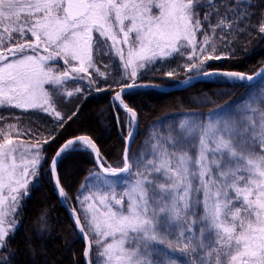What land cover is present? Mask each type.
I'll list each match as a JSON object with an SVG mask.
<instances>
[{"label": "snow or ice", "instance_id": "1", "mask_svg": "<svg viewBox=\"0 0 264 264\" xmlns=\"http://www.w3.org/2000/svg\"><path fill=\"white\" fill-rule=\"evenodd\" d=\"M262 6L264 0H0V106L40 108L54 113L63 128L58 104L64 95L82 92L79 87L68 90L67 81L88 77L89 86L95 85L89 72L94 55H109L113 49L125 72L131 68L133 79L137 69L179 53L189 61L185 71L250 82L254 77L242 72L204 67L228 58L216 54L217 32L227 47L232 41L225 33L246 31L254 10ZM259 32L264 34V15ZM198 33H203L202 40H197ZM58 59L68 68L58 71L48 65ZM97 74L105 75L98 69ZM256 75L264 77V69ZM164 76L172 78L175 72ZM260 93L242 108L219 105L207 120L186 118L178 126L169 125L166 134H158L154 126L136 152L131 148L135 134L128 131L123 167H105L87 135L67 139L49 161L44 145L56 141L52 132L43 141L29 142L20 137L39 133L0 125V264H22V256L23 264H36L32 236H25L23 249L14 243L23 227L26 200L49 176L66 202L60 163L89 150L104 175H96V191L77 197L80 208L70 210L87 241L83 255L88 264H264V88ZM114 98L129 114V126L135 125L137 112L120 92ZM199 102L210 100L201 96ZM117 123H122L119 117ZM121 184L124 190L118 194ZM50 234L49 213L43 210L33 235L43 240Z\"/></svg>", "mask_w": 264, "mask_h": 264}, {"label": "trees", "instance_id": "2", "mask_svg": "<svg viewBox=\"0 0 264 264\" xmlns=\"http://www.w3.org/2000/svg\"><path fill=\"white\" fill-rule=\"evenodd\" d=\"M203 11H207V9ZM254 11L255 15L251 17L246 31H236L233 34L225 33L227 40L232 41L227 47H225L226 41L221 43L219 39L220 32H217L215 39L220 43L217 45L216 54L217 52H223L224 55L222 56L228 58L208 61L204 69H227L252 73L264 63V34L259 32L261 18L264 15V6ZM212 22H216L215 17H213ZM241 27H245V24H241ZM201 35L203 33L197 34V40ZM172 60L169 59L161 65L145 71L138 77V80L171 84L181 81L192 72L185 71V67ZM165 70L174 71L175 76L172 78L164 76ZM117 78L118 74L116 73L111 78L114 80L108 77L109 80L106 82V86L97 93L92 92V86H90L87 95L71 99V105L68 104L69 100L62 99L59 108L65 118L63 128L60 127V121L55 125L53 122H45V115H42L39 111L14 109L10 106H0V116L6 118L5 121H0V125L12 121L13 114H17L19 118L16 122L21 126L20 128H28L33 133H39L38 136L22 135L23 139L43 141L48 138V133L52 132V135L57 136L56 141L44 145L45 155L49 161L56 148L66 138L77 134L87 135L97 144L104 165L116 167L122 162L123 134L126 132L123 118L124 111L110 101L111 94L120 85H112L113 81H117ZM95 87H97V84H95ZM249 88L250 84L245 81L230 82L214 78L198 80L187 87L169 91L156 89L129 90L122 95V99L137 112V131L132 145L138 142L140 144V141L148 132L149 125L156 120L182 112H207L219 105L240 100ZM201 96L208 97L210 102L200 103L199 97ZM111 105H113L114 110ZM114 112L122 123H118V125L115 123ZM73 113H76V115L68 120L67 117ZM118 127L121 133L118 132ZM29 137H32V139H29ZM43 168L47 171L48 165L44 164ZM92 170L97 169L89 151H80L62 159L59 166L60 176L73 208H77L75 204L76 192ZM40 183L42 186L26 200L23 227L17 233L14 243H18L20 248L23 249L25 236H32L37 252L36 264H45V262L47 264H84V242L77 233L69 214L60 204L53 191L54 188L49 176H45ZM43 210L49 213L51 234L41 240L35 237L33 232L38 216ZM95 257L96 252L93 251L91 258L94 261H96ZM20 259L23 264L24 257L22 256Z\"/></svg>", "mask_w": 264, "mask_h": 264}, {"label": "rangeland", "instance_id": "3", "mask_svg": "<svg viewBox=\"0 0 264 264\" xmlns=\"http://www.w3.org/2000/svg\"><path fill=\"white\" fill-rule=\"evenodd\" d=\"M0 27H2V25H0ZM220 34L221 33H219V35ZM96 35H98V34H96ZM202 39H203V35L200 36L199 40H202ZM15 42H16V40L14 39L12 41V43H15ZM108 43H109V45H111V41H109ZM214 43H216V46H217L220 42H218L216 39H214ZM124 51H125V56H126V54H127V48L126 47L124 48ZM187 51H191V49H188ZM208 51L211 52V47L208 48ZM39 52H40L41 55L45 54L42 48L39 50ZM28 54H32L31 50L28 51ZM217 54L218 55H224L223 52H217ZM169 59H173L176 63H178L179 65H182L183 67H186V65L189 63V61H187L186 57H182L179 53H174L173 56L164 58L163 60H161L160 58H157V62L154 65H152L151 67H149V68L137 69V76L134 79H138V77L141 74H143L145 71L151 70L152 68H155L158 65H161L162 63L168 61ZM48 65L53 67L54 69H57L58 71H64L65 69L68 68V65H65V63H64V61L62 59H58V60H55V61H48ZM97 69L99 70V72L105 73V75L104 76L98 75L97 74ZM204 70H207V69H204ZM168 71L169 70H165V72H168ZM89 72L92 74L93 77H95L97 87H99L100 89L104 88L106 86V82L109 80L108 77H110V79H111L113 77L114 73L118 74V78H117V81H115V82L113 81V84H112L113 86H117V85L120 84L118 86V87H120L122 84L124 85V84L134 80L133 78H131V68H129L127 70V72H125L123 62L121 61L120 57L116 54L115 49H113L109 55H99V56L94 55V67L90 68ZM192 73H196V70H193L189 74H192ZM79 75L80 76H85L84 73H81ZM214 78H220V80L224 79V80H228L230 82H235V80H230V79H228L226 77H219V76L209 77V79H214ZM111 80H114V79H111ZM248 84H250V88L247 91V93L240 100L234 101V102H230V103H226V104H223V105H228L230 108H236V107H241L242 108L245 105V103L249 100V98L255 99L258 95L261 94L260 93V89L264 88V77H260L257 81L252 82V83H248ZM45 87L47 88L49 86L45 85ZM77 87L82 89L81 93H79L77 95H74L71 98H69L66 95H64L63 98H62L64 100H69L68 101L69 105L72 104L71 99H74V98H76L78 96L84 97V96L87 95V93L89 91L88 89L90 88V86H89V78L85 77L84 79H75V80L70 79V80L67 81L68 90H73V89H75ZM97 87H95V85L92 86V90H93L92 92H96L97 93L98 92L96 90ZM3 106L9 107L8 105H3ZM10 107H12V106H10ZM59 107H60V103L58 104L57 110H59L61 112L62 116H63V113H62V111L60 110ZM14 109H20V108H15L14 107ZM214 109H216V108H214ZM20 110H36V111L41 112L42 115H45V117H46V121L45 122H47V121L50 122V123L53 122L54 125L59 122V120H57V118L55 117L54 113H48V112L42 111L40 108H34V109L33 108H29V109H20ZM211 110H213V109H211ZM211 110H209L207 112H204V113H194V112H184L183 113L182 112L180 114H176V115H172V116H168V117L156 120L151 125H149L148 132L146 133V136L143 138V140L140 141V144L138 142L135 145H131L132 146L131 148H132V150L134 152L142 149L145 146V141L148 140L149 137L152 135L154 126H155V130H156V132L158 134H160V133L166 134V131H167V128H168L169 125L178 126L180 121L183 120V119L187 118V119H197V120H199V119L203 118V119L207 120L208 119L207 114ZM193 113L196 114V115L192 116L191 114H193ZM71 115H69V116H71ZM18 118H19V116L17 114H13V120L12 121H8V122L2 123V124H6V123L7 124H16L18 129L22 133L29 132L28 128L27 129L20 128L21 126H19L18 123L16 122ZM123 118H124V126H125V131H126L123 134V137H125L127 135L128 131H130V128H131L129 126V123H128V121L130 119L129 114L127 112H124ZM116 119L117 118H115V121H116ZM157 122H162V123L158 124ZM117 125H118V123H117ZM118 130H119L118 132L121 133L119 127H118ZM11 136L13 137V139H15V137H16L15 132L11 133ZM30 138L32 139V137H29V139ZM20 139L24 140V141H27V140L23 139L22 136L20 137ZM31 141H29V142H31ZM121 164H122V162H120L117 166H120ZM97 174H100L101 176H103V174H101L98 170H92L90 172L89 176L87 177V179L84 180L81 183V185L79 186V188H78V190L76 192V195H75V204L77 205V209L80 208V204L77 202V197H82L83 195H88L90 191H92V192L96 191V188L93 187V185H97V180L95 179ZM133 178L134 177H130L129 179H133ZM109 179H115V178L109 177ZM82 185H86V187L82 188L81 187ZM123 190H124L123 184H121V185L116 187V191H117L118 194L123 192ZM81 218H82V221H83V219H84L83 215H81ZM96 258H97V252H96L95 260H96Z\"/></svg>", "mask_w": 264, "mask_h": 264}, {"label": "water", "instance_id": "4", "mask_svg": "<svg viewBox=\"0 0 264 264\" xmlns=\"http://www.w3.org/2000/svg\"><path fill=\"white\" fill-rule=\"evenodd\" d=\"M261 69H264V63L255 71V72H252V73H245V72H242V73H245L246 75H251V76H253L254 77V79L252 80V81H247V80H245V82H247V83H252V82H255V81H257L261 76H257L256 74L257 73H259L260 71H261ZM204 71H209V72H212V71H215V72H224V71H234V70H227V69H207V70H204ZM237 72H239V71H237ZM213 76H219V77H224V76H222V75H213ZM189 77H193V79H191L190 81H189V83L188 84H185V83H183V81H185V80H188V78ZM209 77H212V76H208V77H205L203 74H200V75H197V72L196 73H192V74H189V75H187L184 79H182L181 81H179V82H176V83H171V84H163V83H156V82H144V81H139L138 79H134V80H132L131 82H128V83H126V84H124V85H127V84H135L136 86L135 87H132V88H123V86L124 85H122V86H120V87H118L112 94H111V98H110V101H111V103H115L122 111H124V112H126L125 110H124V108H123V106L122 105H120V102L119 101H117V100H115V94L117 93V92H120L121 93V98H122V95L125 93V92H127L128 90H131V89H156V90H160V91H169V90H175V89H181V88H184V87H187V86H189L190 84H192V83H194V82H196V81H198V80H203V79H209ZM146 85H148V86H146ZM122 88H123V90H122ZM112 106V109L114 110V108H113V105H111ZM114 116H115V118H117V115H116V113L114 112ZM116 124H117V119H116ZM130 130L131 131H133L134 132V134L136 135V131H137V121H136V123H135V125H133V126H131V128H130ZM82 135H84V134H78V135H74V136H71V137H68L67 139H72V138H74V137H76V136H82ZM135 135H134V137H135ZM127 136V135H126ZM126 136L124 137V145H123V150H124V147H125V138H126ZM67 139H65L57 148H56V150H58V148L67 140ZM55 150V151H56ZM123 150H122V165L121 166H119V167H123ZM55 151H54V153H53V155H52V157L54 156V154H55ZM89 152L92 154V157H93V162H94V165H95V167H96V169L101 173V174H103L104 175V173L102 172V169H101V167H100V162L97 160V158H96V155H95V153H92L90 150H89ZM51 157V158H52ZM51 160V159H50ZM106 167V166H105ZM53 185V184H52ZM53 191L55 192V194H56V196L58 197V200H59V202H60V204L64 207V209L67 211V213L69 214V216H70V218H71V220H72V222H73V225H74V227H75V224H74V221H73V219H72V217H71V209H73V207L71 206V204H70V201H69V199L66 201V202H62L61 201V198L59 197V195H58V192L56 191V190H54L53 189ZM75 229H76V227H75ZM76 231H77V233H78V230L76 229ZM79 235H80V237L82 238V240H83V242H84V248L87 246V241L85 240V238H84V236H83V234H80V233H78ZM83 252H84V250H83ZM83 261H84V264H88V261H87V259L84 257V255H83Z\"/></svg>", "mask_w": 264, "mask_h": 264}]
</instances>
